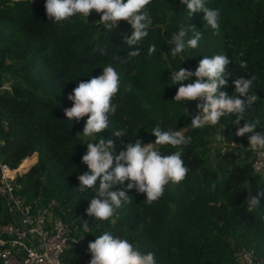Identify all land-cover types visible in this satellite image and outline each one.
<instances>
[{
	"label": "trees",
	"instance_id": "trees-1",
	"mask_svg": "<svg viewBox=\"0 0 264 264\" xmlns=\"http://www.w3.org/2000/svg\"><path fill=\"white\" fill-rule=\"evenodd\" d=\"M209 6L221 10V27L215 34L204 23L202 12L187 19L179 0H152L143 46L146 52L148 44L156 43L157 51L150 58L142 52L122 62L123 57L121 61L112 57L127 52L122 38L131 29L124 20L105 30L94 21L99 14L90 10L88 23L79 15L53 22L48 20L44 0H0V161L16 169L22 159L35 154L30 167L17 172L12 183L33 210L50 198L57 201L55 214L69 224L77 240L63 255V264H88V243L105 230L124 236L141 251H153L158 264H242L235 256L242 250L264 260V194L256 206H249L247 199L264 193V165L253 171L247 138L235 135L243 121L234 125L231 117H221L220 130L218 125L193 129L190 110L196 101H188L185 115L183 107L170 100L179 83L187 81L167 84L171 70L164 68L171 62L175 69L179 59L171 60L167 53L171 45L165 39L192 24L201 39L180 66L194 69L204 55L224 53L232 59L226 70L233 78L255 76L254 91L263 97L258 96L247 119H258L264 132V0H209ZM101 47L107 55H100ZM241 59L248 62L246 69L239 67ZM109 62L120 73L114 98L118 109L99 138L121 128L126 130L121 139L139 137L141 143H149L154 141L149 131L158 124L164 129L183 127L181 131L192 139L182 152L189 166L184 180L165 185L161 197L150 204L143 193L130 190V203L116 209L109 220L98 221L85 212L90 190L78 191L77 177L87 170L80 159L87 141L80 144L77 132L86 116L70 123L63 109L71 106L67 95L76 83L99 75ZM232 77H226L228 82L221 88L229 95ZM219 133L223 137L217 138ZM160 150L174 149L160 146ZM82 220H89L92 233L80 237ZM10 221L12 215L0 196V222Z\"/></svg>",
	"mask_w": 264,
	"mask_h": 264
},
{
	"label": "clouds",
	"instance_id": "clouds-1",
	"mask_svg": "<svg viewBox=\"0 0 264 264\" xmlns=\"http://www.w3.org/2000/svg\"><path fill=\"white\" fill-rule=\"evenodd\" d=\"M179 2L185 6L183 14L187 19L195 12H202L204 23L214 34L220 31L221 10L209 6V0ZM151 3L152 0H44V9L48 20L53 22L65 21L76 15L86 21L90 10H95L99 19L94 21L109 31L117 28L118 21L124 20L131 29L130 35L122 38L127 52L124 56L114 53L112 59L121 61L123 57L122 62H128L140 57L142 52L150 58L157 51L156 43L148 44L146 52L143 46L149 34L151 17L148 6ZM189 29L191 35L188 34ZM201 35L190 24L189 28L179 27L165 39L171 45L167 52L171 60L179 59V66L175 69L171 67V62L164 68L171 70L167 79L170 83L167 84L187 81L179 83L170 100L181 105L185 115L188 114L185 110L188 101H197L195 114L190 120L193 129L218 125L220 130L223 127L218 123L221 117H231L234 125H240L243 121L236 128L235 135L246 136V148L264 154V132L259 130V120L247 119L249 110L258 101L254 91L258 88L254 87L256 77L241 75L233 78L232 73L226 70L231 58L224 53L204 55L194 69L180 66L181 61L192 56L190 50L199 46ZM137 46H142V49ZM98 51L101 56L108 54L103 47ZM239 55L244 54L241 52ZM247 66L246 60H239L240 68L246 69ZM101 69L99 75L89 76L87 80L76 83L67 95L71 106L65 107L63 112L70 123L79 122L86 116L82 130L77 132L82 140L80 144L87 141L85 152L80 158L87 170L77 177L78 191L91 192L85 209L91 220L107 221L113 217L116 209L131 202L133 196L130 190L143 193L145 202L150 204L161 197L165 185L184 180L189 166L182 159V152L192 138L181 131L183 127L164 129L158 124L149 131L154 136V141L149 143H141L139 137L134 141L121 139L126 135V130L121 128L113 129L110 137L99 138L103 131L109 129L110 117L117 113L118 104L114 98L120 87V73L113 63H105ZM226 77H232L231 95L221 90L228 82ZM120 144L123 145L122 149L116 151ZM160 146H169L174 150L163 152ZM262 194L248 196V205L256 206ZM88 221L82 220L83 234L80 237L92 233ZM87 247L90 252L88 264H158L156 253L141 251L129 239L111 230L95 235ZM59 251L62 249L57 251L55 264H61Z\"/></svg>",
	"mask_w": 264,
	"mask_h": 264
},
{
	"label": "built area",
	"instance_id": "built-area-1",
	"mask_svg": "<svg viewBox=\"0 0 264 264\" xmlns=\"http://www.w3.org/2000/svg\"><path fill=\"white\" fill-rule=\"evenodd\" d=\"M194 114L195 105L190 110V115ZM219 134L217 138H221ZM250 151L251 167L255 172L260 171L264 154L259 150ZM16 173L17 170L0 161V196L13 218L12 222H0V264H55L58 249H62L59 259L63 264V255L77 243V240L72 241L75 238L71 236L69 224L55 214V199L50 198L43 207L33 210L16 194L12 183ZM235 256L242 264H264L251 250H242Z\"/></svg>",
	"mask_w": 264,
	"mask_h": 264
},
{
	"label": "bare ground",
	"instance_id": "bare-ground-1",
	"mask_svg": "<svg viewBox=\"0 0 264 264\" xmlns=\"http://www.w3.org/2000/svg\"><path fill=\"white\" fill-rule=\"evenodd\" d=\"M33 159H34V158H33L32 156H30V157H25L24 159H22L21 164H20V167H26V166H28V164H29L30 162H32Z\"/></svg>",
	"mask_w": 264,
	"mask_h": 264
},
{
	"label": "rangeland",
	"instance_id": "rangeland-1",
	"mask_svg": "<svg viewBox=\"0 0 264 264\" xmlns=\"http://www.w3.org/2000/svg\"><path fill=\"white\" fill-rule=\"evenodd\" d=\"M34 159H35V157L34 156H32ZM22 161V160H21ZM21 161H20V163L18 164V166L16 167V169L15 170H17V172H24L25 170H26V168H27V166L26 167H20V164H21Z\"/></svg>",
	"mask_w": 264,
	"mask_h": 264
},
{
	"label": "water",
	"instance_id": "water-1",
	"mask_svg": "<svg viewBox=\"0 0 264 264\" xmlns=\"http://www.w3.org/2000/svg\"><path fill=\"white\" fill-rule=\"evenodd\" d=\"M257 94H258L259 97H263V95L261 94V92H260L259 90H257ZM34 155H35V154H34ZM33 161H34V160H33ZM33 161L30 162V163L28 164L26 170L30 167V165L33 163Z\"/></svg>",
	"mask_w": 264,
	"mask_h": 264
},
{
	"label": "crops",
	"instance_id": "crops-1",
	"mask_svg": "<svg viewBox=\"0 0 264 264\" xmlns=\"http://www.w3.org/2000/svg\"><path fill=\"white\" fill-rule=\"evenodd\" d=\"M32 156H34L35 157V155H32ZM34 160V159H33Z\"/></svg>",
	"mask_w": 264,
	"mask_h": 264
}]
</instances>
